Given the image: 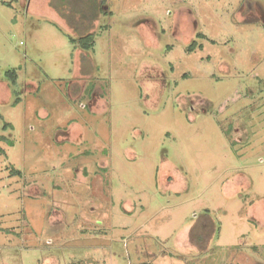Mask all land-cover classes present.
<instances>
[{
  "label": "rangeland",
  "instance_id": "374dc122",
  "mask_svg": "<svg viewBox=\"0 0 264 264\" xmlns=\"http://www.w3.org/2000/svg\"><path fill=\"white\" fill-rule=\"evenodd\" d=\"M0 264H264V0H0Z\"/></svg>",
  "mask_w": 264,
  "mask_h": 264
},
{
  "label": "trees",
  "instance_id": "16d2710c",
  "mask_svg": "<svg viewBox=\"0 0 264 264\" xmlns=\"http://www.w3.org/2000/svg\"><path fill=\"white\" fill-rule=\"evenodd\" d=\"M99 6V5H98ZM85 35V34H84ZM83 35V37L84 38H82V39H80L81 40V42H80V44H81V48H83V49H89L90 47H91V40H92V37H91V35L90 34H87V35H85L84 36ZM82 37V36H81ZM70 41L72 42V43H75L74 41V38H72V37H70ZM15 72L14 71H7L6 72V75L7 76H9V77H11L12 78V80H13V82H15V80H14V74ZM12 171L14 172V173H19L20 174V172L19 171H16V170H13L12 169Z\"/></svg>",
  "mask_w": 264,
  "mask_h": 264
}]
</instances>
